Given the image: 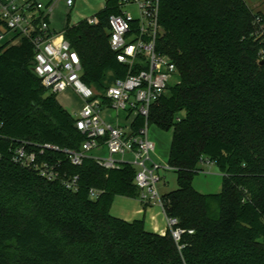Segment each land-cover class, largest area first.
Instances as JSON below:
<instances>
[{"label":"trees","instance_id":"16d2710c","mask_svg":"<svg viewBox=\"0 0 264 264\" xmlns=\"http://www.w3.org/2000/svg\"><path fill=\"white\" fill-rule=\"evenodd\" d=\"M106 0L96 23L64 28L78 51L82 79L103 92L128 66L110 46ZM246 0H160L157 49L176 64L175 83L150 107L148 124L172 130L168 164L178 187L162 195L182 229L177 241L147 229L143 218L115 216L117 196L140 197L137 168H105L92 157L74 165L62 151L41 158L79 175V189L14 161L15 149L52 143L81 149L73 113L34 71L29 38L0 46V264H264V35ZM6 23L0 16V29ZM183 113V115H181ZM146 122L138 115L137 129ZM217 165L222 182L205 193L195 176ZM92 190L100 191L93 198Z\"/></svg>","mask_w":264,"mask_h":264},{"label":"built area","instance_id":"2783aa9c","mask_svg":"<svg viewBox=\"0 0 264 264\" xmlns=\"http://www.w3.org/2000/svg\"><path fill=\"white\" fill-rule=\"evenodd\" d=\"M68 7L76 0H0V16L5 21V31L0 30V40L6 34L11 37L6 43L17 44L29 38L34 46V71L47 90L53 93L71 91L82 100V106L73 113L77 128L86 135L81 149L61 148L52 143L38 145V150H29L25 144L14 151V161L24 167L36 169L49 180H60L68 189H79V175L61 170L60 161L41 158L46 151H62L74 165H81L85 158L92 157L105 168H115L120 162H130L137 168L135 182L141 190L144 203H156L166 215L168 228L178 241L182 229L176 227L177 218L166 214L158 182L160 170L171 169L168 162L162 166L153 159L156 143L149 135L148 116L151 105L166 91L179 70L171 58L158 51L157 40L162 32L160 24V0H121L122 11L112 14L110 23V46L117 59L128 66V74L111 82L103 92L96 90L82 79V62L78 51L67 39L65 31H55L48 20L58 2ZM136 4L139 17L135 18L126 6ZM96 23L97 17L88 18ZM257 33L264 35V16L255 17ZM115 118V123L104 116ZM116 113V114H115ZM144 116L146 122L139 128L134 120ZM106 148L107 157L93 156L94 149ZM130 154L131 160L127 159ZM98 190H92L96 198Z\"/></svg>","mask_w":264,"mask_h":264},{"label":"rangeland","instance_id":"374dc122","mask_svg":"<svg viewBox=\"0 0 264 264\" xmlns=\"http://www.w3.org/2000/svg\"><path fill=\"white\" fill-rule=\"evenodd\" d=\"M250 7H252L255 11L262 10L264 12V0H246ZM102 0H78L76 5L70 9H67L65 5H61L60 11L64 14L69 10V20L70 24L76 23L82 18L92 16L96 11L100 9V5ZM126 10L130 12L135 18L139 17V9L136 4H130L126 6ZM66 17V16H65ZM67 20V19H66ZM178 79L176 76L172 80V84L175 83ZM94 88V87H93ZM50 92V90H49ZM58 100L71 112L77 109L80 106L79 100L76 95L72 94L70 91L68 92H59L56 94ZM116 114V113H115ZM183 115V113H181ZM104 116L108 121L115 123V118L109 116V112H104ZM172 131H165L160 129L154 124L149 125V135L156 143V152L153 155V159L159 162L162 166L168 162V151L170 150V139H171ZM93 156L98 157H107L108 151L106 148L102 149H94L91 151ZM127 159L131 160L130 154H127ZM212 171L209 169V165H204V170L199 172L195 176V187L202 192H217L219 190V184L222 182V172L219 170L217 165L212 164ZM160 174L162 179L158 182L157 186L159 192L163 195L173 189L178 187L177 182V174L173 169H164L160 170ZM210 182V185H215L211 187H207L204 184ZM115 215V214H114Z\"/></svg>","mask_w":264,"mask_h":264},{"label":"crops","instance_id":"0c3cea01","mask_svg":"<svg viewBox=\"0 0 264 264\" xmlns=\"http://www.w3.org/2000/svg\"><path fill=\"white\" fill-rule=\"evenodd\" d=\"M42 1L47 3L50 0H42ZM77 1L78 0H76L74 6L76 5ZM105 3H106V0H102V3L100 5V9L98 11H96L90 17H95V14L97 12H99L105 6ZM61 5H65V7L67 9L74 7V6L68 7L63 1L58 2L54 11L48 17L51 28L55 31L64 30L65 26L68 23V17L70 15L69 10L66 12V14L65 13L63 14L60 11ZM90 17H85L82 19H88ZM82 19H80L79 21H81ZM79 21H77L76 23H78ZM73 24H75V23H73ZM0 30L5 31L3 29H0ZM10 37H11L10 33L6 34L5 39L0 40V46L5 44ZM71 93L74 94L73 92H71ZM74 95H76V94H74ZM77 98L79 100L80 106L77 109H75L72 113L79 110L82 106V100L78 96H77ZM172 136H173V132L171 134L170 146H171V142H172ZM156 149H157V147H156ZM169 151H168V158H169ZM155 152H156V150H155ZM155 152H154V155H155ZM204 165L205 166L209 165V167H210L209 169L212 171V169H213L211 167L212 163H205ZM194 185H195V181H194ZM204 185L207 187L208 186L209 187L215 186L214 184L210 185V182L209 183L207 182V184H204ZM220 185L221 184H219V187H220ZM111 212L113 214H115V216L123 218L127 221H132L136 218H143L145 220L147 229L154 231V232H157V233H160V234H165L167 229H168L167 219H166L165 213L163 212V209L156 203H144V202H142V200L139 197H128V196H121V195L117 196L114 200Z\"/></svg>","mask_w":264,"mask_h":264}]
</instances>
